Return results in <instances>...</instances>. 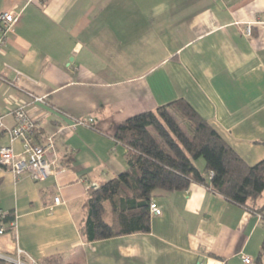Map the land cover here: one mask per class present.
<instances>
[{"label": "crops", "instance_id": "1", "mask_svg": "<svg viewBox=\"0 0 264 264\" xmlns=\"http://www.w3.org/2000/svg\"><path fill=\"white\" fill-rule=\"evenodd\" d=\"M9 10L20 16L0 51V146L22 151L7 129L23 106L40 137H52L55 163L40 181L0 166V209L14 213L0 256L19 249L37 264L52 256L79 264L254 261L264 236L259 214L195 182L154 196L162 213L150 214L147 232L89 242L79 222L88 188L127 168V149L114 138L119 124L178 98L246 162L264 159V0H0V13Z\"/></svg>", "mask_w": 264, "mask_h": 264}, {"label": "trees", "instance_id": "2", "mask_svg": "<svg viewBox=\"0 0 264 264\" xmlns=\"http://www.w3.org/2000/svg\"><path fill=\"white\" fill-rule=\"evenodd\" d=\"M46 138L36 127L34 143ZM114 138L127 149V168L88 188L79 222L86 241L149 231L154 196L185 190L192 182L258 213L264 224V159L246 162L184 98L125 119ZM199 157L204 159L202 171L193 163ZM13 221L14 213L8 211L0 226L12 230ZM0 264L13 263L0 256ZM46 264L79 263L52 256ZM250 264H264V236Z\"/></svg>", "mask_w": 264, "mask_h": 264}, {"label": "built area", "instance_id": "3", "mask_svg": "<svg viewBox=\"0 0 264 264\" xmlns=\"http://www.w3.org/2000/svg\"><path fill=\"white\" fill-rule=\"evenodd\" d=\"M20 14L14 11H3L0 13V51L6 43L7 33L13 24L17 21ZM246 34H250V28H246ZM34 100L43 102V97H34ZM14 125L7 131L14 138H18L22 143V151L14 152L9 146H0V166H8L10 170L18 177L27 174L32 180L40 181L48 177L53 172L54 159L48 158V153L54 151V142L51 136L47 137L43 143H34V134L37 127L36 123L31 119L23 106H17L12 111ZM93 119L87 121L74 120V125L90 124ZM4 127L3 115L0 114V129ZM59 198L54 197V203H58ZM151 215H160L161 207L154 201L149 205ZM6 213L0 209V219ZM13 226V222L11 223ZM6 230L0 226V234ZM13 264H37L30 256L17 250L14 256H1ZM241 260L244 264H250L252 259L248 255H242ZM202 264V263H199Z\"/></svg>", "mask_w": 264, "mask_h": 264}, {"label": "rangeland", "instance_id": "4", "mask_svg": "<svg viewBox=\"0 0 264 264\" xmlns=\"http://www.w3.org/2000/svg\"><path fill=\"white\" fill-rule=\"evenodd\" d=\"M193 163L197 169L199 168L200 170H202V168L204 166V159L202 157H199V158L193 160Z\"/></svg>", "mask_w": 264, "mask_h": 264}]
</instances>
